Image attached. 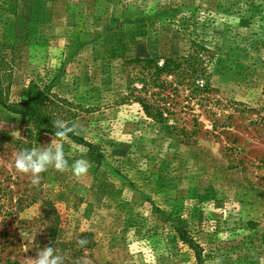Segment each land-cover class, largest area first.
Wrapping results in <instances>:
<instances>
[{
  "label": "rangeland",
  "instance_id": "1",
  "mask_svg": "<svg viewBox=\"0 0 264 264\" xmlns=\"http://www.w3.org/2000/svg\"><path fill=\"white\" fill-rule=\"evenodd\" d=\"M0 21L10 101L31 81H52L74 104L77 134L104 154L99 165L57 139L69 166L83 155L89 172L50 168L33 186L15 156L54 135L0 105V264H34L45 199L66 238L94 232L103 264H197L175 227L198 239L203 264H264V112L254 110L264 101V0H17ZM191 39L218 53L213 105L181 88L168 99L176 128L166 129L130 96L143 89L129 60L185 54Z\"/></svg>",
  "mask_w": 264,
  "mask_h": 264
},
{
  "label": "trees",
  "instance_id": "2",
  "mask_svg": "<svg viewBox=\"0 0 264 264\" xmlns=\"http://www.w3.org/2000/svg\"><path fill=\"white\" fill-rule=\"evenodd\" d=\"M16 9L17 0H0V13L5 11L15 14ZM9 50L7 43L3 41L0 26V105L11 113L25 116L37 128L53 135L55 133L53 119H63L69 125L75 123L76 111L72 109L74 104L55 92L52 81L50 83L31 81L25 97L19 101H10L8 93L11 81L4 82L5 78L12 76V68L9 64L11 50ZM217 57L218 53L207 47L203 41L191 39L189 50L182 55L165 54L130 59L131 63L139 66L136 77L144 90H139V94H135L137 88H130V96L141 105L148 117L162 124L166 129H175L176 123L170 124V119L171 116L175 118L176 110L174 111V107L170 106L168 99L176 96L180 93V89L184 88L189 92V99L199 95L197 101L201 107L207 108L208 105H213L214 100L210 96L214 91L211 69L218 62ZM167 90L169 92L165 94ZM142 92L144 95L141 94ZM237 105L241 113L250 112L251 110H248L252 109L242 102H236ZM254 108L255 111L263 113L264 101L261 106ZM212 112L213 115L217 114L216 111ZM233 116L234 114L229 115L228 119L231 121ZM193 121L196 127L199 124L198 115H194ZM216 128H218L217 124L214 125V129ZM181 129L185 131L186 127L182 126ZM66 139L84 146L91 161L99 165L103 162L104 154L100 148L78 135L77 132L69 134ZM42 206L43 217L47 221L45 229L47 240H35V245L41 243L42 247L56 246L64 257L65 264H103L96 253L98 241L94 232L80 231L66 238L62 215L54 203L45 199ZM175 230L180 240L194 252L197 264H203V246L198 239L181 227H175ZM78 239L87 240V244L79 246L76 243Z\"/></svg>",
  "mask_w": 264,
  "mask_h": 264
},
{
  "label": "clouds",
  "instance_id": "3",
  "mask_svg": "<svg viewBox=\"0 0 264 264\" xmlns=\"http://www.w3.org/2000/svg\"><path fill=\"white\" fill-rule=\"evenodd\" d=\"M52 124L55 133L54 139L49 146L44 147L39 145V147L23 149L15 156V170L19 173L30 175L33 186L40 184L41 174L47 172L50 168L65 171L70 167L71 172L76 177H83L89 172L90 161L86 157L82 155L69 166L63 143H55L57 139L63 140L69 134L76 133L78 125L75 123L69 125L63 119H53ZM33 134L35 135L34 132ZM25 233H23L24 237L30 242L33 241L35 236H26ZM76 243L79 246H84L87 244V240L78 239ZM31 260L34 264H65V259L56 246L43 247L38 251L36 257ZM217 264H220L219 260H217Z\"/></svg>",
  "mask_w": 264,
  "mask_h": 264
}]
</instances>
